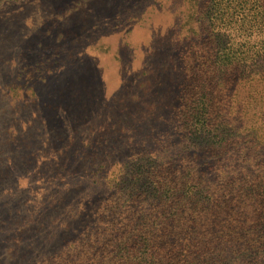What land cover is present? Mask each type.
<instances>
[{"label":"rangeland","instance_id":"rangeland-1","mask_svg":"<svg viewBox=\"0 0 264 264\" xmlns=\"http://www.w3.org/2000/svg\"><path fill=\"white\" fill-rule=\"evenodd\" d=\"M226 1L0 0V264H165L172 194L264 161ZM239 247L215 257L264 264Z\"/></svg>","mask_w":264,"mask_h":264},{"label":"trees","instance_id":"trees-1","mask_svg":"<svg viewBox=\"0 0 264 264\" xmlns=\"http://www.w3.org/2000/svg\"><path fill=\"white\" fill-rule=\"evenodd\" d=\"M226 2L230 3L225 14L228 15L227 35L225 38L217 35L224 43L223 50L230 56L232 53L235 68L247 70L251 80H264V0ZM216 54L219 56L221 50ZM210 126L215 129L216 124ZM262 130L264 132V122ZM220 131L224 135L223 142L228 133L229 137L239 139L230 128L222 126ZM258 143L259 149L264 151V141ZM242 145L250 156L254 143L241 140L236 145L237 150ZM232 171L235 174L219 175L212 183L201 184L200 188L191 186L176 196L172 194L169 202L181 205L186 212L192 209L189 214L192 219L177 235L174 245L167 248L171 254L165 264H232L236 245L264 256V161L255 168L242 170L236 166ZM247 238H256L258 246H250ZM169 244L170 240L162 245ZM219 249L220 253L229 255L230 261L216 259Z\"/></svg>","mask_w":264,"mask_h":264}]
</instances>
